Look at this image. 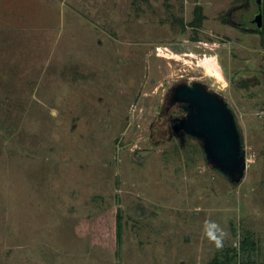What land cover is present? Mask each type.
<instances>
[{"label": "rangeland", "instance_id": "374dc122", "mask_svg": "<svg viewBox=\"0 0 264 264\" xmlns=\"http://www.w3.org/2000/svg\"><path fill=\"white\" fill-rule=\"evenodd\" d=\"M133 1L0 0V264H209L245 234L264 264V48L237 25L258 0ZM192 81L235 113L238 184L162 110Z\"/></svg>", "mask_w": 264, "mask_h": 264}, {"label": "water", "instance_id": "95a60500", "mask_svg": "<svg viewBox=\"0 0 264 264\" xmlns=\"http://www.w3.org/2000/svg\"><path fill=\"white\" fill-rule=\"evenodd\" d=\"M253 21L261 26V12ZM170 91V102L177 103L182 113L173 130L198 141L206 163L230 183L238 184L246 170L245 146L229 103L200 81L178 82Z\"/></svg>", "mask_w": 264, "mask_h": 264}, {"label": "trees", "instance_id": "16d2710c", "mask_svg": "<svg viewBox=\"0 0 264 264\" xmlns=\"http://www.w3.org/2000/svg\"><path fill=\"white\" fill-rule=\"evenodd\" d=\"M135 1L139 0H134L133 2ZM192 13L193 17L187 22V24L183 22L181 17H174L173 21L171 22L172 27L174 28L175 26H178L182 30L185 29L186 26H191L193 29L200 28L202 26L203 20L205 19L202 5L196 3ZM225 16L227 17V15ZM192 38L194 40H198L197 35H194ZM241 82L243 86L247 85L244 80H241ZM121 219V214L117 212L114 222L115 236L118 238L121 237ZM255 250V242L253 238L251 235L245 234L241 236V239L238 240L235 246L223 248L220 251L217 250L218 252L215 253L209 264H255L256 262L252 257V254Z\"/></svg>", "mask_w": 264, "mask_h": 264}, {"label": "flooded vegetation", "instance_id": "af4514ba", "mask_svg": "<svg viewBox=\"0 0 264 264\" xmlns=\"http://www.w3.org/2000/svg\"><path fill=\"white\" fill-rule=\"evenodd\" d=\"M258 4H259V7H258V11H257L256 15L259 12H261V14H262L261 26H258L257 22L256 21H253V19H254L255 16L252 18V21H251L252 26L251 27L242 26L239 22H238L239 24H237V25H239V27L242 29L243 32L259 34L260 35V44H261L262 48H264V0H258ZM226 15L228 17L229 16V13H227ZM227 17L224 20H227V21H229V22L232 23V21L229 18L227 19ZM243 80L247 83V81L245 79H243ZM247 85L249 86V83H247ZM166 104H167V106L165 108L163 107L162 110H166L167 111L171 107H173L174 105H177L178 106L177 103L172 104L170 102V100H169V97L167 99Z\"/></svg>", "mask_w": 264, "mask_h": 264}, {"label": "bare ground", "instance_id": "6f19581e", "mask_svg": "<svg viewBox=\"0 0 264 264\" xmlns=\"http://www.w3.org/2000/svg\"><path fill=\"white\" fill-rule=\"evenodd\" d=\"M186 55V54H184ZM204 63V67L207 71L215 73L218 77H220V72L217 70L216 63L213 58L207 57Z\"/></svg>", "mask_w": 264, "mask_h": 264}]
</instances>
